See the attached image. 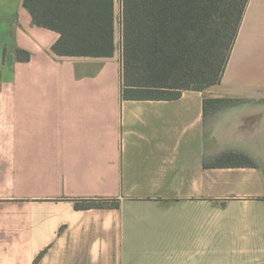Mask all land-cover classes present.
Instances as JSON below:
<instances>
[{
    "label": "crops",
    "instance_id": "1",
    "mask_svg": "<svg viewBox=\"0 0 264 264\" xmlns=\"http://www.w3.org/2000/svg\"><path fill=\"white\" fill-rule=\"evenodd\" d=\"M59 37L0 0V264H264V0L221 82L177 98L124 96L122 37ZM225 153L251 163L208 166Z\"/></svg>",
    "mask_w": 264,
    "mask_h": 264
},
{
    "label": "trees",
    "instance_id": "2",
    "mask_svg": "<svg viewBox=\"0 0 264 264\" xmlns=\"http://www.w3.org/2000/svg\"><path fill=\"white\" fill-rule=\"evenodd\" d=\"M249 0H24L34 23L60 34L61 56H112L121 28L126 98H177L221 82ZM17 57L28 60V51ZM218 106L232 99H205ZM248 164L225 153L208 166ZM230 163V162H229ZM106 203L85 200L80 208Z\"/></svg>",
    "mask_w": 264,
    "mask_h": 264
},
{
    "label": "rangeland",
    "instance_id": "3",
    "mask_svg": "<svg viewBox=\"0 0 264 264\" xmlns=\"http://www.w3.org/2000/svg\"><path fill=\"white\" fill-rule=\"evenodd\" d=\"M117 13H118V18H119V15H120V13H121V0H117ZM120 31H121V29H120V25L118 26V33H117V45H118V47H119V45H120V37H121V35H120Z\"/></svg>",
    "mask_w": 264,
    "mask_h": 264
}]
</instances>
